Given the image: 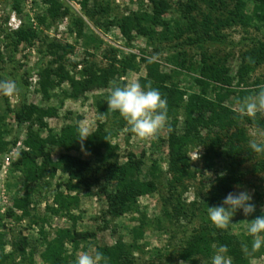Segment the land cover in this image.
Here are the masks:
<instances>
[{
    "label": "rangeland",
    "instance_id": "374dc122",
    "mask_svg": "<svg viewBox=\"0 0 264 264\" xmlns=\"http://www.w3.org/2000/svg\"><path fill=\"white\" fill-rule=\"evenodd\" d=\"M18 1L20 9L15 8ZM61 3L63 13L67 9L68 15H60L53 18L49 14L50 4L47 0H0V74L3 78H9L17 82L19 93L12 97L0 95V116L3 117V128L6 129L5 139L8 142L17 140L10 152L0 154V215L4 217L1 230L6 234V239L11 243L18 237H28L38 246L34 255L35 264H44L41 252L44 246L40 244L42 232L53 239L57 231L70 229L80 233H89L87 240H79L72 244H65V255L75 261L77 255L85 251L94 253L100 247H111L118 241L125 242L128 246L134 245L130 255L131 264H189L180 258V254L186 249L188 242L196 233L207 225L215 228L211 223L207 209L210 198L217 189L218 177L221 173L229 174V160L215 159L210 168L205 166V149L203 146L193 144L188 147L190 160L189 173L181 183H174L175 189L170 186L174 182V174L170 171L168 130L160 132L157 139L140 140L128 131L126 122L116 114L114 117L101 116L96 109V103L101 99H108L110 86L107 89H97L80 98H71L70 84L64 83L49 88L48 98L41 92V73L45 69L57 70L64 67L71 77L83 80L87 71L94 68L96 71L108 69L114 64L120 69V61L131 59L134 56L136 69L126 74L117 75L111 81L116 80L120 84H126L129 80L139 82L140 78L147 76V64L143 57L156 55V61L161 66V71L172 75L173 82L186 89L190 94L199 92L195 84L197 69L183 70L182 61H188V65L199 63L201 52L192 48H180L181 40H172V32L167 33L163 40L164 29L157 28L155 41L133 33V39L128 42L121 35L117 27L108 30L103 25L117 19L134 16L144 11H151L149 0H99V7L109 9V14L99 13L95 18L88 17L82 9L81 0H58ZM183 1V0H181ZM254 0L248 1L247 13H251ZM173 9L165 16L170 29H174L182 23V16L178 7V0H172ZM93 3L90 8H92ZM83 19L84 25L81 32L77 20ZM101 23V24H100ZM22 30L34 32V38L23 41L17 48L13 47L7 34H14ZM225 44L213 47L210 54L224 58L227 56V65L232 77L240 67L241 53L252 47V39L263 38L264 30L258 31L253 27L234 26L224 30ZM183 40V39H182ZM50 43L63 48L72 46L68 53L63 48H55L48 51ZM161 47V52L155 49ZM15 56V57H14ZM13 57V58H12ZM15 59V63L11 62ZM53 79H56L54 77ZM264 80V65L250 74L248 84ZM29 87L25 99L21 95L26 90V81ZM237 83V80L234 82ZM238 97L232 96L227 102L229 107L239 110ZM34 105L39 108L56 109V116L45 118L48 128L39 131L43 138L51 132L60 134L67 125H79L89 128L90 134L94 133L100 125H104L106 133L111 135L110 144L112 150H105L104 156L112 162L125 163L130 153L136 157H143L144 166L141 177L144 180H155L157 191L141 197L131 211L125 215L113 218L108 214V201L105 196V187L114 192L116 184L106 185L100 180L90 189L80 187L73 192L80 199L77 208L73 209L74 219L67 215H54L47 210L53 206V196L58 190L66 191L64 185L68 182V176L58 172L51 179L43 182L42 194H33L29 203V214L24 215L13 207L14 199L22 198L33 185L24 182L23 175L14 171L13 163L19 153L26 149L28 124L19 125L16 120L17 112L22 104ZM181 116V115H180ZM172 119H169V125ZM256 127L247 126L250 139L257 132ZM184 131V118H179V132ZM206 135L207 132L203 131ZM51 157L57 161L62 154L58 148H50ZM76 156L90 162L94 166L101 165V159L87 150L74 152ZM199 155V159H197ZM264 161V155L255 154L252 160L241 167L244 174L242 184L244 188L253 193V203L256 211L252 216L245 217L242 211H237L231 223L224 230L236 236L242 242H249L247 257L250 264H264V247L253 251L250 245V236L247 225L243 221H251L261 215V206H264V170L256 173L253 169ZM156 166L159 170L152 174ZM224 176V175H223ZM49 185V186H48ZM236 186V185H235ZM231 192H235L236 188ZM172 188V189H171ZM173 199L171 193L173 192ZM171 200V201H170ZM222 199L220 205L222 204ZM178 207V211L175 209ZM12 211L13 218H8L7 213ZM170 213V218L166 217ZM176 213V216H175ZM146 223L144 236L134 240V230ZM203 226V227H202ZM216 248L213 245V251ZM7 252H11V246H7ZM213 252V254H214ZM212 254V256H213ZM211 256V257H212ZM211 257L198 256L199 264H211ZM20 259L18 260V262Z\"/></svg>",
    "mask_w": 264,
    "mask_h": 264
},
{
    "label": "trees",
    "instance_id": "16d2710c",
    "mask_svg": "<svg viewBox=\"0 0 264 264\" xmlns=\"http://www.w3.org/2000/svg\"><path fill=\"white\" fill-rule=\"evenodd\" d=\"M171 1L149 0L152 5L150 12L144 11L134 16L117 19V22L109 21L107 25L103 26L106 30L117 27L128 42L132 41L133 33L155 41L159 36L157 28H162L165 30L161 35L163 40L167 41V33L172 32V40L182 41L178 47L197 49L201 52V60L198 64L192 62L188 65L189 62L185 58L181 63L183 70L197 69L198 75L195 77V84L200 89L199 92L189 95L186 89L173 82L172 75L161 71V66L156 60L149 63L147 57L142 58L143 62L147 64V76L140 78L139 83L144 85L151 81L152 87L158 89L167 100L168 117L172 119L170 122L171 131H168L170 171L174 174V182L170 183L172 188L175 189L174 183H181L187 175L191 176L187 152L188 147L193 144L204 147L206 151L204 161L208 168L215 159L229 160L230 172L228 175L218 177L217 189L209 200V206H219L220 201L233 190L235 185L242 184L244 174L241 172V167L252 160L256 154L249 148L250 137L247 133V126L264 129V116L257 115L255 119L247 117L241 119L238 116V111L227 105L232 96L240 99L243 96L253 95L258 90V86L264 84V80L259 79L252 85L248 84L250 74L264 65V35L262 39H246L251 42L252 47L241 53V64L236 77L231 76L227 65V56L221 58L215 53H210L213 47L225 44L223 32L228 28L241 25L245 28L253 27L258 31L264 30V0H254L251 13L246 12L249 0H178L183 21L174 29H170L169 23L165 20V16L173 9ZM15 2V8L19 10V3ZM47 3L50 4L49 14L53 18L68 15L67 9L60 13L62 6L58 0H47ZM92 3V8H90ZM80 4L85 15L91 18H95L99 13L106 15L110 12L105 7H99V0H81ZM77 23L81 32L84 25L83 19H78ZM34 36V32L31 30H22L15 35L7 34V39L9 38L13 47L17 48L23 41H29ZM58 47L63 48L50 43L47 49L53 52ZM63 49L68 53L73 50V47L67 46ZM155 51L161 52V47L156 48ZM248 57L251 60H247ZM133 59L134 56L131 59L120 61V69L114 64L101 72L92 67L87 71L83 80L71 77L65 72L64 67L57 70L45 69L41 73V92L44 97L48 98L49 88L64 83L70 84L69 96L71 98H80L97 89H107L115 76L136 69L135 59ZM11 62L15 63V59H11ZM54 77L57 80L53 79ZM3 79V75L0 74V80ZM26 87L25 92L21 95L22 99H25L29 87L28 80ZM96 109L105 117L111 118L119 114L107 112V100L104 98L97 101ZM56 113L54 108L43 109L25 103L17 112L18 124L20 126L28 124V129L24 142L26 149L19 153L12 169L20 172L24 182L33 185V187L24 197L14 199L15 210L28 215L31 196L33 194L41 195L43 182L46 179H53L58 172L68 176V182L64 185L66 191L58 190L53 196V206H48L47 210L54 215H67L73 220L75 219L72 211L80 203L79 197L73 195V192L80 187L90 189L102 179L106 185L116 184L114 192L108 191L107 186L105 187V196L109 205L108 214L113 218L125 215L132 210L141 197L157 191L155 180H144L141 177L144 166L143 157L138 158L130 153L125 163H119L112 162L104 156L105 150L113 149L110 144L111 135L106 133L104 125H100L83 143L79 140V125H67L60 134L54 135L50 132L46 138H43L39 131L34 130V126H38L40 130L47 129L45 118L54 117ZM180 117L184 118L183 133L179 132ZM3 121V117L0 116V154L10 152L12 146L17 144V140L6 141L4 136L7 132L3 128ZM203 131H206L207 134L204 135ZM52 147L62 150L57 161L51 157L50 148ZM82 149L102 158L101 165L94 166L73 154ZM152 168V174L155 175L159 169L156 166ZM263 170L264 161H261L253 169V172L259 173ZM173 194L175 193H171V199H173ZM175 211L179 213L178 207ZM13 216L14 213L9 211L6 217L13 218ZM166 217L170 218L169 212H166ZM3 220L4 217L0 215V264H35L33 259L38 246L25 236L15 238L9 243L6 234L1 230ZM205 226H202L203 228L188 242L186 249L180 254L182 260L189 264H199L197 257L210 258L214 252L213 245L215 248L225 245L228 248L227 254L231 257L232 264H250L247 253L241 249L242 241L240 239L229 234L227 230ZM145 229L146 223H143L142 227L134 230L135 241L144 236ZM41 235L40 244L44 246L41 257L44 264H75L73 259L65 255V244L67 242L75 244L79 240L83 241L91 237L89 233H80L70 229L57 231L55 237L50 240L43 232ZM9 245L12 248L11 252L6 251ZM133 248L134 245L128 246L125 242L118 241L111 247H100L97 250L110 258V264H131L130 255Z\"/></svg>",
    "mask_w": 264,
    "mask_h": 264
},
{
    "label": "clouds",
    "instance_id": "9594fccd",
    "mask_svg": "<svg viewBox=\"0 0 264 264\" xmlns=\"http://www.w3.org/2000/svg\"><path fill=\"white\" fill-rule=\"evenodd\" d=\"M146 59L149 63H153L157 56H149ZM246 59L251 60L250 57ZM19 91L16 81L9 78L0 80V95L12 97ZM237 103L238 116L241 119L245 117L255 119L257 115L264 116V84L258 86L255 94L243 96ZM107 105V112L119 113L126 122L128 131L140 140H154L158 138L161 131L165 129L171 131L167 100L158 89L152 87L151 81L144 85L136 80H129L123 85L116 80L110 81ZM100 115L104 116V114ZM78 132L81 143L90 135L89 128L86 126H81ZM249 148L253 153L264 155V129H257L256 134L249 140ZM199 158L198 155L196 160ZM235 188L236 191L228 193L221 205L207 209L211 223L218 229H226L237 211H242L245 217L252 216L256 211L253 193L241 185H236ZM260 211L261 215L255 219L243 221L247 225L253 251L264 247V206H261ZM241 249L247 253L249 242H242ZM227 253V246H218L211 257V264H232L231 257ZM75 264H110V258L99 250L94 253L85 251L77 255Z\"/></svg>",
    "mask_w": 264,
    "mask_h": 264
}]
</instances>
